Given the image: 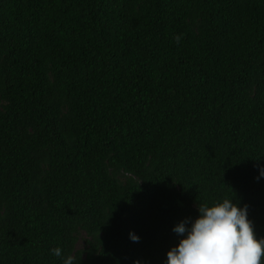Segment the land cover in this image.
I'll return each mask as SVG.
<instances>
[{"label":"trees","instance_id":"trees-1","mask_svg":"<svg viewBox=\"0 0 264 264\" xmlns=\"http://www.w3.org/2000/svg\"><path fill=\"white\" fill-rule=\"evenodd\" d=\"M259 167L264 0H0V264H164L224 199L264 240Z\"/></svg>","mask_w":264,"mask_h":264},{"label":"clouds","instance_id":"clouds-1","mask_svg":"<svg viewBox=\"0 0 264 264\" xmlns=\"http://www.w3.org/2000/svg\"><path fill=\"white\" fill-rule=\"evenodd\" d=\"M174 39L179 43V36ZM258 172V178H264V167ZM197 211L194 220L186 218L173 227L181 238L166 252L164 264H264V240L255 238L246 205L224 199L197 206ZM129 238L139 241L132 232ZM49 251L61 264H76L75 258L66 256L59 246Z\"/></svg>","mask_w":264,"mask_h":264},{"label":"rangeland","instance_id":"rangeland-1","mask_svg":"<svg viewBox=\"0 0 264 264\" xmlns=\"http://www.w3.org/2000/svg\"><path fill=\"white\" fill-rule=\"evenodd\" d=\"M79 246H81V245H79Z\"/></svg>","mask_w":264,"mask_h":264}]
</instances>
